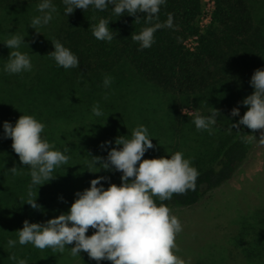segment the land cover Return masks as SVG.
Returning <instances> with one entry per match:
<instances>
[{"label": "trees", "instance_id": "trees-1", "mask_svg": "<svg viewBox=\"0 0 264 264\" xmlns=\"http://www.w3.org/2000/svg\"><path fill=\"white\" fill-rule=\"evenodd\" d=\"M211 1V22L203 27L205 0H167L151 24L164 23L171 14L173 28L158 30L152 47L138 51L140 45L131 35L151 26L143 18L146 14H138L135 21L127 13L115 15L109 6L105 11L76 9L67 17L62 0H53L57 12L37 34L30 26L41 15L40 0H0V264H16L12 256L28 264H97L86 252L73 257L70 248L75 242L61 254L31 244L8 247L7 241L18 240L16 231L25 220L44 223L67 214L75 193L88 189L93 179L104 176L119 186L122 174L89 168L88 155L106 157L103 142L112 141L111 150L117 137L131 138L140 124L148 128L154 145L142 159L170 158L180 151L199 172L194 191L173 194L168 201L154 197L157 205L166 204L171 210L197 205L230 182L248 161L264 130L253 132L245 126L227 130L247 111L239 102L254 91L249 84L254 71L264 69V0ZM100 19L111 22V42L92 35L91 25ZM12 34L25 37L29 48L22 45L19 50L31 56V72L2 71L12 51L3 44ZM192 38H197L194 50L186 46ZM57 40L79 58L78 68L65 70L47 56ZM106 76L113 78L110 88L103 85ZM97 103L104 113L101 117L92 113ZM238 106L241 117H231ZM211 107L221 113L215 130L198 131L195 115L207 116ZM21 115L43 122L42 135L56 150L69 148L68 162L55 169L54 180L38 189L39 209L26 204L30 168L20 163L13 141L3 136V123L14 126ZM13 167L24 168L14 174ZM109 182H102L105 189ZM232 223L235 228L229 248L220 251L222 259L227 258V264H264V202L246 211L238 207ZM94 231L90 228L86 235Z\"/></svg>", "mask_w": 264, "mask_h": 264}, {"label": "clouds", "instance_id": "clouds-1", "mask_svg": "<svg viewBox=\"0 0 264 264\" xmlns=\"http://www.w3.org/2000/svg\"><path fill=\"white\" fill-rule=\"evenodd\" d=\"M62 3L67 17L76 9L86 11L91 7L105 11L112 6L113 13L119 17L127 13V16L136 17L135 21H138V14L143 13L146 14L143 17L146 23L151 24L153 19H159L158 13L167 0H62ZM37 11L41 15L32 19L30 27L39 34L37 29L53 20L57 7L53 0H40ZM110 23L107 19H100L97 24L91 25L92 35L99 41L111 42L114 31L110 29ZM173 26V16L169 14L166 22L151 24L139 34H132L131 38L139 43L138 51H143L155 43L158 30ZM51 44L54 51L47 56L58 67L65 70L79 67V58L69 48L58 40ZM3 45L12 51L2 71L8 74L32 71L31 56L19 50L22 45L29 48L24 36L12 34ZM112 82L113 78L106 76L103 85L110 88ZM249 84L254 89L253 93L239 102L247 111L241 117L239 106L231 110V117L241 118L231 124L227 130L229 133L234 128L241 129V126L253 132L264 130V69L255 70ZM92 113L96 117L104 115L99 103L93 106ZM220 116V111L211 107L209 115H195L193 123L198 131L211 134ZM45 127L43 122L30 115H21L14 126L8 121L3 123L4 138L13 141L11 147L20 163L30 168L31 183L26 204L33 209L40 208L36 202L38 189L54 180L52 173L69 160L66 155L69 148L56 150L55 145L42 135ZM242 135L256 139L254 135ZM127 136L117 137L116 147H111V150L108 148L112 141L103 142L101 148L107 150L106 157L88 155L89 168H99V172L121 173L119 186L111 184L110 178L104 176L91 180L88 189L75 193L76 199L67 214L44 223L25 220L22 229L16 231L18 240H8L7 246L31 244L40 250L52 248L62 254L69 249L67 245L75 242V246L70 248L71 255L75 257L86 252L97 264L101 261L111 264H191L190 259L186 261L175 254L179 250L176 237L183 231L181 222L171 214L166 204L157 205L154 197L168 201L173 194L194 191L199 172L180 151L170 155V158L142 159L148 150L154 149L145 125H138L132 131L131 138ZM260 140H264V131ZM23 168L13 167L10 171L15 174ZM102 182H109V187L105 189ZM33 189H37L35 199H32ZM90 228L95 231L87 236ZM11 259L16 264H28L26 259L15 256Z\"/></svg>", "mask_w": 264, "mask_h": 264}, {"label": "rangeland", "instance_id": "rangeland-1", "mask_svg": "<svg viewBox=\"0 0 264 264\" xmlns=\"http://www.w3.org/2000/svg\"><path fill=\"white\" fill-rule=\"evenodd\" d=\"M211 9V1L205 0L204 13L207 16L211 15ZM203 20V27L211 22L209 18ZM185 110L183 113H188ZM263 202L264 140H260L230 182L207 194L195 206L171 210L183 228L176 237L179 250L175 254L186 261L190 259L191 264H227V258L223 260L220 251L230 246L229 237L235 228L232 221L237 217L238 207L246 211Z\"/></svg>", "mask_w": 264, "mask_h": 264}, {"label": "built area", "instance_id": "built-area-1", "mask_svg": "<svg viewBox=\"0 0 264 264\" xmlns=\"http://www.w3.org/2000/svg\"><path fill=\"white\" fill-rule=\"evenodd\" d=\"M211 1V0H210ZM212 3V9H213V2L211 1ZM212 9H211V15L210 16H207L205 13L204 15L202 16L201 18V21H204L203 19L205 18L206 20L211 19L212 17ZM211 21V20H210ZM210 23V22H209ZM186 46L187 48H189L190 50H194L195 47L197 46V38H192V39H189L188 41H186Z\"/></svg>", "mask_w": 264, "mask_h": 264}]
</instances>
